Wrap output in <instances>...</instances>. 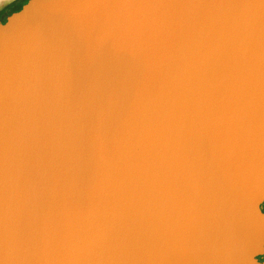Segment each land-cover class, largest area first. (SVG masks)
Segmentation results:
<instances>
[{"label":"water","instance_id":"obj_1","mask_svg":"<svg viewBox=\"0 0 264 264\" xmlns=\"http://www.w3.org/2000/svg\"><path fill=\"white\" fill-rule=\"evenodd\" d=\"M0 264H264V0L3 14Z\"/></svg>","mask_w":264,"mask_h":264},{"label":"flooded vegetation","instance_id":"obj_2","mask_svg":"<svg viewBox=\"0 0 264 264\" xmlns=\"http://www.w3.org/2000/svg\"><path fill=\"white\" fill-rule=\"evenodd\" d=\"M21 0H1L0 1V17L6 12L12 10Z\"/></svg>","mask_w":264,"mask_h":264},{"label":"trees","instance_id":"obj_3","mask_svg":"<svg viewBox=\"0 0 264 264\" xmlns=\"http://www.w3.org/2000/svg\"><path fill=\"white\" fill-rule=\"evenodd\" d=\"M15 7H16V6H15ZM15 7H14V8H15Z\"/></svg>","mask_w":264,"mask_h":264},{"label":"rangeland","instance_id":"obj_4","mask_svg":"<svg viewBox=\"0 0 264 264\" xmlns=\"http://www.w3.org/2000/svg\"><path fill=\"white\" fill-rule=\"evenodd\" d=\"M1 1V0H0Z\"/></svg>","mask_w":264,"mask_h":264}]
</instances>
